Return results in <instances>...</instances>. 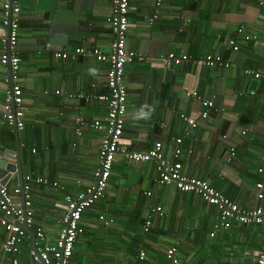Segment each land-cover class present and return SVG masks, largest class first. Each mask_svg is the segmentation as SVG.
I'll return each instance as SVG.
<instances>
[{"label":"crops","instance_id":"0c3cea01","mask_svg":"<svg viewBox=\"0 0 264 264\" xmlns=\"http://www.w3.org/2000/svg\"><path fill=\"white\" fill-rule=\"evenodd\" d=\"M18 1L21 13L16 53L21 68L17 83L24 91L26 125L13 133L3 124L5 76L10 71L0 63V159L15 163L17 159H12L16 154L11 155V151L19 152L24 176L34 174L57 181L64 188L33 187L35 223L31 230L36 237L37 230L42 229L48 242L54 244L65 210V194H77L90 186L98 165L103 135L84 127L82 136H78L76 121L87 124L107 112L103 104H86L68 95L106 92L109 68L92 57L58 59L55 52H74L77 48L109 51L113 42L109 23L113 2ZM156 3L130 2L127 47L145 61L127 68L129 98L124 140L129 150L141 152L163 137L164 151L171 156L173 138H183L186 174L211 182L241 207L254 208L260 204L255 186L262 179L257 169L264 166V78L254 79L245 70L264 76V44L248 42L245 35H256L264 42V13L255 0H163L159 9ZM156 13L159 16L152 21ZM240 28L244 33L239 32ZM3 30L0 0V59ZM230 40H235L238 51L231 47ZM171 52L218 54L230 62V67H165L161 59ZM93 68L95 74L90 71ZM190 91L215 101L208 118L200 116L205 109L199 100L186 96ZM181 114L195 117L198 128L187 129ZM231 147L237 152L228 161ZM7 174L0 168L3 178ZM155 175L153 163L117 157L106 198L85 211L89 217H83V221L89 233L79 237L71 264L82 249L87 258L79 264H165V252L172 245L177 246L183 264L256 263L264 242V226L235 222L211 237L218 220L216 208L174 185L158 186ZM131 178L136 181L134 198H129L132 189L127 181ZM7 184L10 188L20 185V176L13 174ZM158 206L163 207V214H152V208ZM101 215L111 220L109 226L100 221ZM150 219L152 226L146 233L143 227ZM110 230L127 234L137 251L124 246L123 251H130L113 255L107 234ZM5 239L6 232L0 227V264H10L3 256ZM31 248L28 233L21 252L15 255L20 264H34ZM141 252L146 254L143 260Z\"/></svg>","mask_w":264,"mask_h":264},{"label":"built area","instance_id":"2783aa9c","mask_svg":"<svg viewBox=\"0 0 264 264\" xmlns=\"http://www.w3.org/2000/svg\"><path fill=\"white\" fill-rule=\"evenodd\" d=\"M258 7L264 13V0H255ZM113 8L109 18L112 29L113 42L110 50L105 52L99 48H77L74 52L57 51L55 57L68 60L78 56L92 57L99 63L109 66L106 76V92L97 95L90 94H69L68 97L78 100H98L104 104L106 115L93 122L84 124L81 120L76 121V134L82 136L83 128L89 127L103 136L100 142L98 165L93 172V182L83 191L73 194H65V210L61 218V228L56 243H49L47 236L42 229L36 232V243L30 249V259L34 264H71L75 246L80 235L85 233L83 215L86 210L103 200L109 189L114 165L118 156L124 157L130 162L153 163L156 168L154 183L158 186L174 185L184 193L193 194L205 203L216 208L218 220L215 223L211 237L216 236L217 231L231 228L233 223H241L246 226H264V167L258 170L262 179L257 182V200L260 204L254 208H243L240 204L224 193L216 189L211 182L198 177L189 176L184 172L182 157L184 156L183 138H173L174 150L171 156L164 151L163 137H160L154 146L146 151H131L124 140L125 127L128 113L129 92L126 85V74L129 65L136 62L142 63L145 59L135 51L128 49L127 38L130 27V2L131 0H112ZM156 7L162 6L163 0H156ZM3 27L1 43L3 47L0 63L10 71L5 76L6 91L4 95L3 124L8 126L11 132L15 133L25 128V98L22 86L18 82V74L21 68V58L16 53L20 32L21 5L18 0H2ZM159 15L156 13L152 21ZM244 33V28H240ZM245 40L255 45H263L258 36L246 34ZM234 51L239 50L235 40H230ZM165 67L183 66L192 64L197 68H229L227 62L221 55L204 54L195 57L189 54L177 55L168 53L162 59ZM245 74L255 79H263L264 76L254 70L247 69ZM60 95L61 92L57 91ZM188 98H196L203 105L204 111L200 115L208 118L210 111L215 108L214 100H204L197 91L187 92ZM181 120L186 124L187 129L198 128L195 117L188 114H181ZM243 134L246 132L243 131ZM2 142L0 141V147ZM237 148L231 147L228 161L236 156ZM15 156V155H14ZM3 177L0 175V227L6 232V239L3 244V256L10 264H20L15 255L21 252V246L25 241L28 232L35 223L33 211V187L40 185L52 186L56 189L59 186L57 181H50L47 178L27 174L23 176L22 183L14 188L8 184H2ZM145 195L151 196V192ZM151 213L163 214V207H154ZM105 226H109L111 220L103 215L99 217ZM152 221L147 220L144 231H150ZM178 248L172 245L165 252V264H182L177 255ZM146 254L141 252L140 259H145ZM264 264V242L256 263Z\"/></svg>","mask_w":264,"mask_h":264},{"label":"rangeland","instance_id":"374dc122","mask_svg":"<svg viewBox=\"0 0 264 264\" xmlns=\"http://www.w3.org/2000/svg\"><path fill=\"white\" fill-rule=\"evenodd\" d=\"M251 168H254L253 166H251ZM119 173L122 172V170H118ZM116 176H120L119 174H117ZM120 183H122L123 181L122 180H119ZM129 182V188L132 189L136 186V181L135 179L131 178L130 181H127ZM126 182V183H127ZM134 184V185H133ZM134 192V189H132L129 193V198H134V196L132 195ZM131 200V199H130ZM107 234H109L110 236V249L113 250V255L115 256H118V255H121L122 253H126V252H129V250H126V251H123L122 249L124 248V246H130V247H133V251H137V248H136V245H134V241L130 242V239L126 236L127 234H124V233H116L113 231L112 233V230H110L109 232H107ZM82 252V253H81ZM81 252L79 251L78 252V256L75 260V262H73V264H79L80 261L82 262H85L84 260H86L87 256L85 255V250L82 249ZM77 260H79V262H77ZM181 260V259H180ZM182 262V261H181ZM183 264V262H182Z\"/></svg>","mask_w":264,"mask_h":264},{"label":"water","instance_id":"95a60500","mask_svg":"<svg viewBox=\"0 0 264 264\" xmlns=\"http://www.w3.org/2000/svg\"><path fill=\"white\" fill-rule=\"evenodd\" d=\"M15 158L12 159V160H16L17 159V162H9V161H5L3 159H0V168L2 169H5L8 174L7 176L4 177V179L2 180V184H7L9 182V180L11 179L12 175L13 174H18L21 178V182L23 180V172H22V166H21V159H20V153L19 152H14V151H11V155H15ZM27 232L30 234L31 236V239H32V247L34 248V245L36 243V237L33 233V231L31 230V228L27 227L26 228Z\"/></svg>","mask_w":264,"mask_h":264},{"label":"trees","instance_id":"16d2710c","mask_svg":"<svg viewBox=\"0 0 264 264\" xmlns=\"http://www.w3.org/2000/svg\"><path fill=\"white\" fill-rule=\"evenodd\" d=\"M202 56V55H201ZM195 57H199V56H195ZM188 65H190V64H188ZM177 67H179V66H177ZM216 68H219V69H225V68H222V67H216ZM206 69H213V68H206ZM255 79V78H254ZM71 94H75V93H71ZM79 94H84L85 96H87V95H90V93H84V92H81V93H78V95ZM91 94H93V93H91ZM94 95V94H93ZM78 101H80V102H83V103H86V104H91V103H93V102H97V103H100V104H103L102 102H100V101H98V100H94V99H91V100H86V98H83V99H78ZM103 106H104V104H103ZM135 163H137V162H135ZM262 167H264V166H262ZM262 167H258V169H257V172H258V170L260 169V168H262ZM94 172V171H93ZM51 181V180H50ZM52 182H54L53 180H52ZM40 186H46V187H48V185H40ZM100 202V201H99ZM98 203H96L94 206H92L90 209H92V208H94L96 205H97ZM85 215H83V217H85V218H87V217H89L86 213H84ZM93 217H95V216H91V218H93ZM86 226H85V233L84 234H82V235H80V237L81 236H83V235H88V230H86ZM79 239V238H78ZM78 241V240H77Z\"/></svg>","mask_w":264,"mask_h":264},{"label":"clouds","instance_id":"9594fccd","mask_svg":"<svg viewBox=\"0 0 264 264\" xmlns=\"http://www.w3.org/2000/svg\"><path fill=\"white\" fill-rule=\"evenodd\" d=\"M90 71H91L92 74H95L97 70H96L95 68H93V69H91ZM144 115L147 116V113H145ZM23 176H24V175H23ZM3 179H4V178H3ZM21 183H22V182H21ZM106 196H107V195H106ZM105 198H106V197H105ZM105 198H104V199H105ZM104 199H103V200H104ZM100 201H101V200H100ZM97 203H98V202H97Z\"/></svg>","mask_w":264,"mask_h":264}]
</instances>
